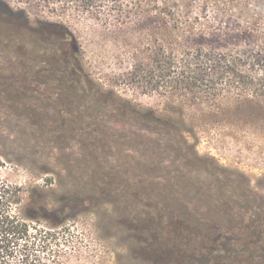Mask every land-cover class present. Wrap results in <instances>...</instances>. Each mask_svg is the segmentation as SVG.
Masks as SVG:
<instances>
[{
    "label": "rangeland",
    "instance_id": "374dc122",
    "mask_svg": "<svg viewBox=\"0 0 264 264\" xmlns=\"http://www.w3.org/2000/svg\"><path fill=\"white\" fill-rule=\"evenodd\" d=\"M1 1L30 20L26 26L21 14L0 13V178L21 186V206L31 193L38 201L35 243L27 249L33 264H175L183 258L178 253H187L181 234L201 242L229 226L223 221L229 215L264 220V99L241 92L223 105L210 86L191 91L176 83L156 87L146 77L135 81L133 67L151 63L157 48L179 55L165 28L152 21L148 0L138 8L135 0H114L120 8L110 0L91 9L77 0ZM40 23L58 31L34 40L28 34ZM60 30L77 42L90 91L96 85L113 91L132 107L113 98L89 104L79 81L63 87L60 72L46 69ZM226 42L203 44L246 41ZM141 208L158 217L159 239H179L176 247L157 245L176 256L173 263L150 247L151 232L125 222ZM179 208L194 218L195 234L179 226ZM212 264H264V250L219 255Z\"/></svg>",
    "mask_w": 264,
    "mask_h": 264
},
{
    "label": "trees",
    "instance_id": "16d2710c",
    "mask_svg": "<svg viewBox=\"0 0 264 264\" xmlns=\"http://www.w3.org/2000/svg\"><path fill=\"white\" fill-rule=\"evenodd\" d=\"M77 1L81 8L91 9L109 5L110 0ZM112 3H118V1L113 0ZM142 4H144L142 0L134 2L136 8ZM115 5L121 7V4ZM148 7L152 12V21L160 22L165 28L167 38L177 44L179 55L176 57L172 52H167L164 46L157 48L151 63L145 65L139 62L135 64L133 67V77L137 79L135 81L144 80L146 77L149 79L147 83H152L156 87L161 82L166 85L176 83L183 89L191 91H202L210 86L213 94L219 97L223 105L238 100L242 96L241 92L248 93L246 98L251 95L257 96L261 100L264 99V32L262 30L264 28V0H148ZM0 10L3 13L9 12L10 15L21 14L26 26L30 22L24 12H14L1 0ZM215 24L219 27L212 30L211 28L215 27ZM226 24L232 27L230 32H224L223 26ZM33 29L35 32H28V35L34 40H37V37L42 39L39 32L58 31L56 25L49 23L35 24ZM60 31L57 33L60 40H55L54 43L57 47L56 57L53 61H48L46 69H57L60 72L61 85L64 87V83L67 82L71 87L76 85L74 84L75 80L79 81L84 88V91L83 88L80 90L84 93L83 96L89 104L113 98L117 102H123V105L132 107L129 102L121 100L122 98L113 91H105L97 85L94 86V90L90 91L92 80L84 72L82 61L78 55L77 42L68 30ZM187 37H198L201 43L191 44L186 41ZM208 39L218 44L225 40L227 42L230 40L246 42L245 44H235V46L229 44L223 46L222 44L217 48L206 47L203 41ZM70 87L65 90L72 97V93H70L72 87ZM113 105L117 106L118 104L114 102ZM69 108L67 104V115L70 118ZM152 115L157 118L154 114ZM153 116H150V119H153ZM176 132L180 133V130ZM60 200L61 207L64 209L66 203L64 194ZM22 202L21 186L0 178V264H33L35 261L27 249L29 245L35 243V239H32L31 229L33 226L31 222L37 219L35 210L38 201L36 196L31 193L24 206H21ZM44 202L46 205L47 199ZM224 206L228 210L232 209L230 203H225ZM175 210L178 213L176 219L180 223L179 226L190 231L189 233L195 234L194 218L188 214L182 216L181 208ZM140 212L133 211L125 222L131 229H137V232H151L154 243H150V247L152 246L154 251L161 241L168 245H166L167 248L178 245L179 239H159L157 237L158 224L156 221H158V217L156 215L151 214V217L142 214L145 212L143 208L140 209ZM237 216L229 215L223 220L226 225H233V228L222 225L220 230H225V232L219 230L217 236L205 235L201 242L189 235L181 234L179 237L185 246L182 248L187 253H178L183 258L178 259L175 264H212V260L219 255L224 257L225 254L232 252L238 256L247 254L250 257L252 254L264 250V220L257 217L253 221L243 222V218L238 220ZM149 217L154 220L153 223L150 226L141 225L143 221L150 219ZM23 248L26 249V252H23ZM187 248L192 253L188 252ZM197 248H200L204 253H199ZM157 251L161 256L169 257L170 262H174L176 256L166 255L160 248ZM153 257L156 258V255Z\"/></svg>",
    "mask_w": 264,
    "mask_h": 264
},
{
    "label": "flooded vegetation",
    "instance_id": "af4514ba",
    "mask_svg": "<svg viewBox=\"0 0 264 264\" xmlns=\"http://www.w3.org/2000/svg\"><path fill=\"white\" fill-rule=\"evenodd\" d=\"M0 13H1V14H4L1 10H0ZM46 216H47V214H46Z\"/></svg>",
    "mask_w": 264,
    "mask_h": 264
}]
</instances>
